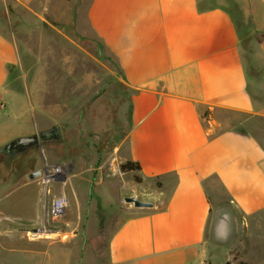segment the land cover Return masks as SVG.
Wrapping results in <instances>:
<instances>
[{"label": "crops", "instance_id": "1", "mask_svg": "<svg viewBox=\"0 0 264 264\" xmlns=\"http://www.w3.org/2000/svg\"><path fill=\"white\" fill-rule=\"evenodd\" d=\"M14 1L34 8L39 0ZM201 1L75 0L79 31L115 55L129 91L120 163L139 162L128 175L157 190L152 206L116 222L98 264H225L236 252L245 264H264V144L229 116H264V104L249 92L231 9ZM251 3L243 11L264 30V0ZM19 61L0 28V147L41 127L28 86L18 87ZM122 180L111 191L125 199L132 183ZM45 241L39 264H85L72 243L62 251Z\"/></svg>", "mask_w": 264, "mask_h": 264}, {"label": "rangeland", "instance_id": "2", "mask_svg": "<svg viewBox=\"0 0 264 264\" xmlns=\"http://www.w3.org/2000/svg\"><path fill=\"white\" fill-rule=\"evenodd\" d=\"M201 2L231 9L243 38L252 97L264 104V53L259 49L264 43V30L243 11V4H252L251 0ZM75 4V0H39L30 8L14 0H0V28L17 44L18 87L27 85L32 93L35 117L41 124L37 133L54 125L62 130L60 139L38 142L23 152L5 151L2 156L0 264H39L41 252L48 248L45 240L58 242L62 251L70 248L64 244L72 243L75 257L83 252L85 264L103 263L116 222L135 213L134 203L123 196L118 198L111 189L119 188L125 178L132 183L129 196L149 201L157 192L140 185L136 174L130 177L120 169L123 162L115 147L130 124L129 91L115 55L96 37L79 31L77 21L83 9L80 17L74 16ZM229 116L241 119L236 129L255 134L264 144L263 115ZM28 121L32 123L30 118ZM60 163L69 164L65 174L69 206L61 221L47 223L44 228L42 187L29 173ZM76 173L85 178L76 177ZM61 190V184L53 187L55 193ZM9 209L16 216L35 212L40 218L9 217ZM36 229L40 231L34 233ZM225 264L245 261L236 252Z\"/></svg>", "mask_w": 264, "mask_h": 264}, {"label": "built area", "instance_id": "3", "mask_svg": "<svg viewBox=\"0 0 264 264\" xmlns=\"http://www.w3.org/2000/svg\"><path fill=\"white\" fill-rule=\"evenodd\" d=\"M68 163H60L54 166H46L42 170V174L38 177V181L42 187V202L45 212L44 225L56 224L65 215L69 206V197L65 192L67 179ZM56 184H61L62 190L59 193L53 191ZM40 229L33 230L34 233Z\"/></svg>", "mask_w": 264, "mask_h": 264}, {"label": "water", "instance_id": "4", "mask_svg": "<svg viewBox=\"0 0 264 264\" xmlns=\"http://www.w3.org/2000/svg\"><path fill=\"white\" fill-rule=\"evenodd\" d=\"M61 137H62L61 127L59 125H54L50 129L42 130L39 133L17 138L12 142H9V144H7L5 148L9 151L12 149H18V152H23L28 148L33 147L36 142L52 140V139H60ZM41 174H42V170L36 169L29 173V177L31 179H35L38 178ZM125 200L128 202H133L134 205L137 207H149L153 205V202L141 200L136 196H127L125 197Z\"/></svg>", "mask_w": 264, "mask_h": 264}, {"label": "trees", "instance_id": "5", "mask_svg": "<svg viewBox=\"0 0 264 264\" xmlns=\"http://www.w3.org/2000/svg\"><path fill=\"white\" fill-rule=\"evenodd\" d=\"M235 16L233 15V18H234ZM234 20H235V18H234ZM235 22H236V20H235ZM236 24H237V22H236ZM237 27H238V29H239V26H238V24H237ZM239 36H240V39H241V44H242V46H243V38H242V36H241V32H240V29H239ZM243 48H244V46H243ZM244 57H245V55H244ZM253 66V64L251 65V67ZM247 75H248V73H247ZM248 89H249V92L251 93V91H250V88H249V84H248ZM252 95V94H251ZM206 114V113H205ZM12 142V141H11ZM40 142H42V141H40ZM9 144V143H8ZM7 145V144H6ZM6 145H4V146H2V147H0V161H2L3 160V158H2V156L5 154V151H9V150H7L6 148H5V146ZM38 145V142H36L35 144H34V146L33 147H35V146H37ZM33 168H31V170H32ZM120 169L123 171V172H135V171H140L141 170V165L139 164V162H134V161H131V160H128V161H125V162H123L121 165H120ZM135 178H136V180L137 181H140L141 180V178L138 176V175H135Z\"/></svg>", "mask_w": 264, "mask_h": 264}, {"label": "flooded vegetation", "instance_id": "6", "mask_svg": "<svg viewBox=\"0 0 264 264\" xmlns=\"http://www.w3.org/2000/svg\"><path fill=\"white\" fill-rule=\"evenodd\" d=\"M18 152V149H12V150H10V151H8V152H10V153H13V152Z\"/></svg>", "mask_w": 264, "mask_h": 264}]
</instances>
